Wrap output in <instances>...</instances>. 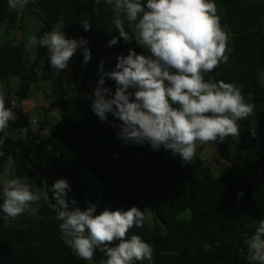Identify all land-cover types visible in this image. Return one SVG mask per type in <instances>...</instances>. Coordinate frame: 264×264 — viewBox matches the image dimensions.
<instances>
[{
  "label": "trees",
  "instance_id": "16d2710c",
  "mask_svg": "<svg viewBox=\"0 0 264 264\" xmlns=\"http://www.w3.org/2000/svg\"><path fill=\"white\" fill-rule=\"evenodd\" d=\"M214 2L221 25L229 34V61L205 78L243 84L246 100L256 105L255 115L239 122V138L227 137L223 143H215L224 161H230L232 152L240 155L226 175H216L203 160L201 148L191 164L182 165L179 156L173 157L162 148L124 142L117 136L119 128L101 122L92 112L89 97L99 79L101 59L105 70L111 71L118 54L127 55L128 48L144 51L135 41L125 44L121 40L107 47L118 31L112 24L111 6L104 0L100 4L94 0H30L19 12L10 11L7 0H0V35L4 29H21L24 15L32 13L43 22L38 37L60 25L68 37L87 39L92 53L86 65L82 49L73 56L68 89L66 70L57 76L49 64L39 67L40 72L29 65L24 44L8 40L0 45V81L7 83L9 106L15 95L9 86L12 76L41 89L42 82L52 83L55 74L58 97L51 105L60 114L53 124L37 119L40 128L48 126L44 136L23 109L18 110V119L10 122L6 142L0 147V174L10 160L14 161L13 178L23 179L41 193V199L36 215L25 214L11 227L5 226L0 212V264H99L104 258L97 250L92 262L84 261L64 244L53 207L56 201L50 191L48 198L44 197L47 186L42 190L37 173L49 189L55 180L67 179L69 199L74 198L81 209H86V201L95 203L98 211L105 207L126 211L133 205L141 208L146 217L144 226L133 227L128 238L135 234L150 243L154 264H249L246 241L264 219L257 188V182L264 185V83H258V74L264 72V0ZM84 19L92 24L90 31L85 32L79 24ZM43 53L47 50L38 47V54ZM105 86L115 91L114 81L106 78ZM28 88L18 93L20 101L28 96ZM108 120H114L111 114ZM253 120L255 125H251ZM250 127H255L256 138H252ZM55 140L67 153L57 155ZM85 170L99 183L97 190L85 178ZM2 189L0 183V204Z\"/></svg>",
  "mask_w": 264,
  "mask_h": 264
},
{
  "label": "clouds",
  "instance_id": "9594fccd",
  "mask_svg": "<svg viewBox=\"0 0 264 264\" xmlns=\"http://www.w3.org/2000/svg\"><path fill=\"white\" fill-rule=\"evenodd\" d=\"M30 0H7L10 11H21ZM101 0H94L100 4ZM111 6L112 24L118 36H111L107 47L121 40L133 41L144 51L128 48L127 55L116 56L115 67L106 71L101 59L99 79L93 89L91 110L101 122L119 128L118 138L134 145L161 148L182 165L196 158L199 144L223 143L227 137L239 138L240 123L255 115L256 105L248 102L243 84L206 79L222 63L227 64L229 34L221 25L214 0H104ZM85 32L92 24L79 22ZM127 25V30H126ZM130 30V31H129ZM84 37L70 38L63 30L53 28L42 36L31 35L26 50L36 47L47 50L50 67L57 73L69 67L71 59L82 49L83 64L92 53ZM106 78L115 82V91L106 87ZM264 83V72L258 74ZM249 99H253L249 93ZM17 102L9 106L6 93L0 91V147L8 137L10 122L18 119ZM114 118L108 120V116ZM119 121V123H116ZM251 125H255V120ZM256 138L255 127H250ZM43 193L56 203V219L60 221L62 239L73 253L92 262L96 251L104 254L99 264H154L153 246L139 235L128 233L142 228L145 212L133 205L128 210L98 211L97 205L86 201V209L77 206L67 179L54 181ZM239 193L238 196H242ZM0 212L6 227L28 214L38 212L41 193L19 177L8 179L2 189ZM35 205V206H34ZM26 227V226H25ZM249 264H264V219L258 221L254 235L247 241Z\"/></svg>",
  "mask_w": 264,
  "mask_h": 264
},
{
  "label": "rangeland",
  "instance_id": "374dc122",
  "mask_svg": "<svg viewBox=\"0 0 264 264\" xmlns=\"http://www.w3.org/2000/svg\"><path fill=\"white\" fill-rule=\"evenodd\" d=\"M222 10H220L221 12ZM43 27V22L36 18L35 15L32 13L24 15L23 25L21 29H12L8 32H6V29L3 30L2 34L0 35V45L6 43L8 40L13 41L14 43H22L25 46L28 38L31 35H36L39 30ZM56 29L61 30V26L58 25ZM67 35V34H66ZM68 36V35H67ZM26 57L29 65L38 68L41 72L42 69L39 68L41 66L49 65V60L47 58L46 54H38V47L33 49L32 51L26 50ZM55 74L58 76L59 73L55 71ZM54 74L53 82L47 83L42 82L41 89L36 88V85L33 83H25L20 80L17 76H12L9 80V86L13 89L14 97L18 95V93L23 90L27 89L28 87V96L23 98L20 102V106L22 109L30 115L31 118L40 120H47L49 124H53L57 122L60 119V114L57 113V111L52 107L51 101L55 97H58V91L56 88V75ZM73 77V61L71 59V62L69 64V67L66 69V77H65V85L69 89L71 88V78ZM47 84V85H46ZM7 89V83L0 81V91H3L6 93ZM38 92L41 93V99L38 100ZM12 98V100H13ZM34 128L39 129L41 134L44 136L48 132V126L47 128L41 127L39 125H36L35 122H32ZM54 150L56 152H63L67 153V150L64 148V146L59 143L58 141H54L53 145ZM201 148L202 151V158L204 161H206L208 164H210L216 175H226L229 173V170L232 168V163L236 159L240 157V155L237 156L236 151L232 152L230 161H224L222 158L218 155V147L215 143H206V144H199L198 147ZM237 156V157H236ZM236 158V159H235ZM14 167L15 163L14 161L10 160L7 167H5L4 171L0 174L1 176V185L4 186V184L7 182L8 179L13 178L14 175ZM85 178L93 185V190H97L99 187V183L92 177V175L89 172L84 171ZM37 179L38 182L42 188V190H46L45 186L43 185V176L40 173H37ZM257 188H258V196H259V206H264V185L257 182ZM149 217L151 218V212L148 209Z\"/></svg>",
  "mask_w": 264,
  "mask_h": 264
},
{
  "label": "built area",
  "instance_id": "2783aa9c",
  "mask_svg": "<svg viewBox=\"0 0 264 264\" xmlns=\"http://www.w3.org/2000/svg\"><path fill=\"white\" fill-rule=\"evenodd\" d=\"M13 100H15V101L17 102L15 112H16V114L18 115V110H19V111L22 110V107L20 106V104H21V103H20V102H21V101H20V96H19V95H16L15 98H13ZM13 100H12V101H13ZM32 121L35 122V123L38 122L37 119H32ZM20 131L23 132V129H21ZM56 153H57V155H60V154L63 153V152L59 151V152H56Z\"/></svg>",
  "mask_w": 264,
  "mask_h": 264
},
{
  "label": "water",
  "instance_id": "95a60500",
  "mask_svg": "<svg viewBox=\"0 0 264 264\" xmlns=\"http://www.w3.org/2000/svg\"><path fill=\"white\" fill-rule=\"evenodd\" d=\"M36 36H38V35L36 34ZM37 96H38V100L41 99V93L40 92H38Z\"/></svg>",
  "mask_w": 264,
  "mask_h": 264
}]
</instances>
